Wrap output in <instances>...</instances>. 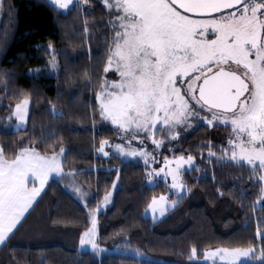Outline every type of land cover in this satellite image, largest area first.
I'll use <instances>...</instances> for the list:
<instances>
[{"label": "trees", "instance_id": "16d2710c", "mask_svg": "<svg viewBox=\"0 0 264 264\" xmlns=\"http://www.w3.org/2000/svg\"><path fill=\"white\" fill-rule=\"evenodd\" d=\"M109 19L102 0L87 5L77 0L67 10L50 0H4L0 146L8 159L24 146L57 153L63 147L65 173H73L89 196L85 207L68 188L71 175L51 179L22 226L0 247V264H189L192 247L197 248L192 264H206L202 259L210 249L259 247L256 230L264 229L259 184L253 183L246 164L207 155L209 142L218 146L215 133L228 128L200 123L180 136L176 152L196 159L183 177L190 191L160 219L147 211L153 196L171 192L165 181L149 183V167L139 160L98 153L102 139L115 142L119 135L100 119L95 100L114 35ZM49 43L59 64L56 71L48 63ZM26 97L31 99L27 124L14 129L16 120L8 117ZM117 170L113 202L98 216V243L131 253L139 249L141 255L112 252L99 257L80 249L79 234L88 212L112 189Z\"/></svg>", "mask_w": 264, "mask_h": 264}, {"label": "snow or ice", "instance_id": "6c2138e0", "mask_svg": "<svg viewBox=\"0 0 264 264\" xmlns=\"http://www.w3.org/2000/svg\"><path fill=\"white\" fill-rule=\"evenodd\" d=\"M60 9H68L73 0H53ZM89 0H83L87 5ZM108 10L114 35L108 49L104 78L95 93L98 115L103 122L119 131L123 143L110 144L102 139L98 153L109 158L113 149L122 157L142 158L149 164H162L147 172L149 183L161 177L175 195L190 191L184 183L185 166L194 168V157L183 150L172 159L154 155L173 141H179L181 130L192 128L193 121L209 127L231 128L227 146L220 156L209 142V157L246 164L253 183L259 184L258 198L264 202V0H102ZM4 0H0L3 11ZM48 50L51 68H59L53 45ZM39 71V70H37ZM112 72L117 78L108 79ZM30 100L16 103L8 119L26 122ZM157 133L163 134L156 139ZM151 140L154 148L147 149ZM134 142L141 147L137 148ZM59 152H41L38 147L24 146L11 159L0 148V245L11 239L22 226L26 214L38 202L49 180L65 173ZM231 153L229 156L228 153ZM174 165V166H173ZM198 170V169H196ZM171 183L168 184V177ZM120 172L79 234L81 247L90 246L100 254L105 251L97 241L96 214L110 202L118 186ZM85 201L89 193L74 187ZM179 203L165 195L153 196L148 209L161 216ZM259 247L217 248L204 252L220 264H264V229L257 227ZM189 264L197 256L190 250ZM139 256V249L136 250Z\"/></svg>", "mask_w": 264, "mask_h": 264}, {"label": "rangeland", "instance_id": "374dc122", "mask_svg": "<svg viewBox=\"0 0 264 264\" xmlns=\"http://www.w3.org/2000/svg\"><path fill=\"white\" fill-rule=\"evenodd\" d=\"M52 3H53V0H50ZM77 0H73V4L76 2ZM53 4H55V3H53ZM72 4V5H73ZM72 5H70L69 7H71ZM57 6V5H56ZM58 7V6H57ZM59 8V7H58ZM61 10H67V9H61ZM2 15H3V11H0V21H1V18H2ZM107 78L108 79H115V78H117L111 71L108 73V76H107ZM26 98H28V97H26ZM25 99V98H24ZM29 100H30V105H29V112H30V108H31V99L30 98H28ZM23 100V99H22ZM29 112H28V115H29ZM27 118H28V116H27ZM200 123H204L203 121H199V122H197V121H193V127L192 128H187V129H183V130H181V135L184 133V132H188V131H190V130H192L195 126H197L198 124H200ZM26 124H27V119H26V122L24 123V124H18L17 123V121H16V123L13 125V127H14V129H22V128H25V126H26ZM205 124V123H204ZM221 127H224V126H221ZM230 132H231V128H228V131H226L224 134H220V133H218V132H216L215 134H216V139H217V145L218 146H216V147H218V149H216V147L214 148L213 147V151H215L216 153H217V157H219L220 156V149H221V147L222 146H227V140H228V138H229V134H230ZM119 135H120V133H119ZM119 135H118V137H119ZM163 134H161V133H157V135H156V139H160L161 138V136H162ZM109 141V143L110 144H117V143H123L119 138L115 141V142H112V141H110V140H108ZM134 145L137 147V148H139V147H141L140 146V144L138 143V142H134ZM168 145V146H167ZM0 148H2L1 146H0ZM153 148H154V145H152V143H151V140H148L147 141V149H148V151L149 152H152V150H153ZM169 148H173L174 149V151H175V154L177 155V156H179L181 153H177L176 152V148H177V141H173L172 142V144L171 145H169L168 144V142L167 141H165V147H163L162 149H160L158 152H155L154 153V155L156 156V158L159 160V161H161L162 162V159H163V156H165V155H167V156H169V158L170 159H172V153L169 151ZM105 151H109L111 154L112 153H114V154H116V155H118L113 149H111V148H109V147H105ZM208 152H209V150H208ZM208 152H207V155H208ZM228 155L230 156L231 155V153L229 152L228 153ZM118 156H120V155H118ZM209 156V155H208ZM122 157V156H121ZM185 157H186V155H185ZM7 158V157H6ZM122 158H124L125 160H139V161H141V162H143L144 163V160L142 159V158H133V157H122ZM62 159V161L64 162V156L61 158ZM223 159H226V160H228V157L227 156H225ZM195 164H196V159H195V157H194V166H195ZM160 166H162V164H149V171H151L153 168H158V167H160ZM174 166V165H173ZM191 168H187V166H185V171L186 170H190ZM53 178H59V177H56V176H53L51 179H53ZM159 178H161V177H154L153 178V180H154V182L157 180V179H159ZM50 179V180H51ZM163 179V178H162ZM49 180V181H50ZM168 183L170 184L171 183V177L169 176L168 177ZM118 184H119V181H118ZM74 187H80L82 190H84V191H86V192H88L86 189H84L83 187H82V185L77 181V179H75V177H73L72 175L70 176V185L68 186V188L77 196V194L75 193V191H74ZM118 187V186H117ZM117 189V188H116ZM115 189V190H116ZM110 191H112V189L110 190ZM109 191V192H110ZM171 192L170 193H168V194H162V195H165V196H167L168 197V199H169V201H176L177 200V198L178 197H181L182 195H183V193L185 192V191H182L181 193H180V195L178 196V195H176L177 197L176 198H171V194L173 193V191L172 190H170ZM115 192V191H114ZM114 192H113V194H112V196H111V198H110V202L106 205V206H104V207H102V209L96 214V216H97V220H98V216H99V214L102 212V211H105L109 206H111V204H112V202H113V196H114ZM173 195H175L174 193H173ZM78 197V196H77ZM159 197V196H158ZM39 198V197H38ZM37 198V199H38ZM79 198V197H78ZM88 198V197H87ZM87 198H86V200H87ZM80 199V198H79ZM81 200V199H80ZM103 200V199H102ZM82 201V200H81ZM82 202H84L85 203V201H82ZM173 207H169L168 209H167V211L164 213V215L163 216H161L160 215V213H159V210H157L155 213H152V211L150 210V209H148V211H147V214L148 215H150L152 218H154V219H160V218H162V217H164L171 209H172ZM92 211H95L96 209H91ZM97 229H98V225H97ZM97 241H98V236H97ZM2 245H0V247H1ZM102 248H104L105 249V251L104 252H102V253H100V254H96L97 256H102V255H105V254H109V253H112V252H121V253H131L130 251H125V250H122V249H120L119 247L118 248H115V249H109V248H105V247H102ZM218 248H228V247H218ZM80 249L81 250H84V251H90V252H93L92 250H91V247L90 246H84V247H81L80 246ZM215 249H217V248H215ZM215 249H210V250H208L207 252H209V253H211V252H213ZM94 253V252H93ZM131 254H133V255H135V256H137V254L136 253H134V252H132ZM206 264H213V259L212 258H208L207 260L205 259V257L202 259ZM245 262H247V261H245ZM216 264H220V261H219V259L218 258H216Z\"/></svg>", "mask_w": 264, "mask_h": 264}]
</instances>
